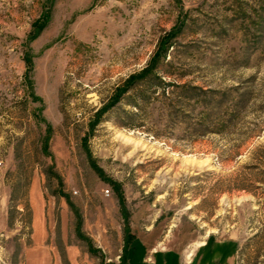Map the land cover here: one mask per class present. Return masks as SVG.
I'll return each instance as SVG.
<instances>
[{"label": "rangeland", "instance_id": "obj_1", "mask_svg": "<svg viewBox=\"0 0 264 264\" xmlns=\"http://www.w3.org/2000/svg\"><path fill=\"white\" fill-rule=\"evenodd\" d=\"M125 249L264 264V0H0V264Z\"/></svg>", "mask_w": 264, "mask_h": 264}, {"label": "trees", "instance_id": "obj_2", "mask_svg": "<svg viewBox=\"0 0 264 264\" xmlns=\"http://www.w3.org/2000/svg\"><path fill=\"white\" fill-rule=\"evenodd\" d=\"M165 48H166V44H165V42L164 41H161V43H160V46H159V48H158V52H157V55L159 56V53L161 54L162 52H164V50H165ZM155 59V58H154ZM156 60V59H155ZM156 64L157 63H155V65H154V67H151V69L149 70V71H145L144 73H143V75H142V78L141 77H139L140 78V80H138L139 78L138 77H132V80L134 81H143V82H145V81H150V83L151 82H153V85H158V86H161V85H163L164 83H163V81H162V79L159 77V76H157V74H152V73H154L156 70H157V67H156ZM117 93H120V92H117ZM118 96H120L119 94H116L115 95V98H114V100L115 101H117L118 100ZM130 104H132V106L134 107V108H138V105H136V103H130ZM133 242V241H132ZM131 244V243H130ZM88 253L90 254V255H93L94 253H93V250H88ZM128 251H127V249H125L124 251H123V255H122V257H121V262H120V264H126V261H127V256H128Z\"/></svg>", "mask_w": 264, "mask_h": 264}, {"label": "bare ground", "instance_id": "obj_3", "mask_svg": "<svg viewBox=\"0 0 264 264\" xmlns=\"http://www.w3.org/2000/svg\"><path fill=\"white\" fill-rule=\"evenodd\" d=\"M189 256H190V254L187 255V257H189Z\"/></svg>", "mask_w": 264, "mask_h": 264}]
</instances>
